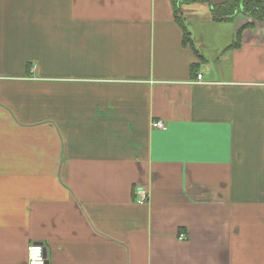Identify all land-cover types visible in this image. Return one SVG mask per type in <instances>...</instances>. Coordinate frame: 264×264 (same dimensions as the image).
<instances>
[{
  "label": "crops",
  "instance_id": "crops-1",
  "mask_svg": "<svg viewBox=\"0 0 264 264\" xmlns=\"http://www.w3.org/2000/svg\"><path fill=\"white\" fill-rule=\"evenodd\" d=\"M182 8L0 0V264H264V22Z\"/></svg>",
  "mask_w": 264,
  "mask_h": 264
},
{
  "label": "trees",
  "instance_id": "trees-1",
  "mask_svg": "<svg viewBox=\"0 0 264 264\" xmlns=\"http://www.w3.org/2000/svg\"><path fill=\"white\" fill-rule=\"evenodd\" d=\"M196 2H207V0H171L174 18L183 32V43L189 44L191 47L194 45V39L191 34L189 25L183 15V6L196 3ZM211 13L214 21H232L238 14H243L248 17H252L256 20L264 22V0H228L227 2L219 5H211ZM252 27L251 24H247L240 28L236 33V39L232 44V48L241 45V37L244 29ZM195 50V49H194ZM195 54L198 60L202 61V56L197 50ZM197 65H193L195 68ZM195 70V69H194Z\"/></svg>",
  "mask_w": 264,
  "mask_h": 264
},
{
  "label": "built area",
  "instance_id": "built-area-1",
  "mask_svg": "<svg viewBox=\"0 0 264 264\" xmlns=\"http://www.w3.org/2000/svg\"><path fill=\"white\" fill-rule=\"evenodd\" d=\"M202 73L198 74V80H202ZM153 128L159 129H167V124L162 120H154L152 121ZM136 199L140 203L148 202L149 200V191L148 189L142 187L136 190ZM179 238L186 239L187 235L184 233L179 234ZM28 260L29 264H47V255L46 249L44 244L42 243H35L29 246L28 248Z\"/></svg>",
  "mask_w": 264,
  "mask_h": 264
},
{
  "label": "water",
  "instance_id": "water-1",
  "mask_svg": "<svg viewBox=\"0 0 264 264\" xmlns=\"http://www.w3.org/2000/svg\"><path fill=\"white\" fill-rule=\"evenodd\" d=\"M211 5H219L227 2L228 0H207Z\"/></svg>",
  "mask_w": 264,
  "mask_h": 264
}]
</instances>
